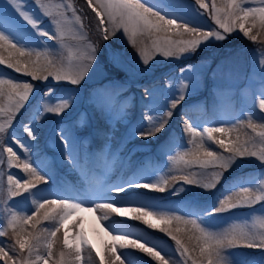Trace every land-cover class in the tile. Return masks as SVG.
Returning <instances> with one entry per match:
<instances>
[{"label":"rangeland","instance_id":"1","mask_svg":"<svg viewBox=\"0 0 264 264\" xmlns=\"http://www.w3.org/2000/svg\"><path fill=\"white\" fill-rule=\"evenodd\" d=\"M43 2L50 6L48 10L53 12V15L57 12L56 5L61 3L66 5L71 2L75 15L80 17V23L75 22L71 9L65 10L64 15L68 22L62 26L64 32L62 40H50L45 37L39 41V44L44 46L37 47L38 42L33 38L32 44L36 51L47 53L46 56H41V62L51 60L65 71L79 67L86 72V75L80 84L72 85L67 81L58 82L51 77L47 80H32L29 75L16 72L6 65H0V79H12L19 83L29 82L33 85L29 100L15 113L9 131L14 128L16 134L24 139L26 134L21 131V125L27 124L35 116L41 134L37 142H32L35 147L28 155L30 159L36 160L46 168L52 177L47 185H39V192L32 190L36 192V196L23 193L9 200L8 204L15 202L18 209H26L27 214H31L35 208L33 200L36 197L56 199L68 196L75 199L96 200L105 195L115 196V192L108 193L107 189L126 180L156 182L165 178L169 179V185L164 192L131 188L127 195L121 193L118 199L124 206L129 202L134 205L144 204L148 205L150 210L155 208L183 216L185 219H195L198 223L202 222V226L207 227L209 231L217 233L229 230L232 226L245 225L254 231L264 232V224L257 222L258 218H264L262 211L264 201L251 206L241 204L224 213L213 214L212 211L215 206H219L220 200L228 196L236 202L239 198L237 193L240 191V185L251 187L253 193L261 194L256 185L259 184L260 179H264L262 176L264 162L251 156L237 157L236 162L224 171L211 164L206 167L198 164L185 166L182 162L174 165L169 159L170 155L187 152L194 147L187 143L192 136L184 132L182 128L184 121L199 125L198 131L201 133L206 127L229 128L231 131L228 136L219 132L214 133V136L224 139L226 143L239 137L241 141L247 142L245 146L251 150L259 152L260 149H264V142L258 135L264 133V110L259 107V92L264 88V65L260 63V60L264 59L260 55L261 51H264V33L258 37L257 42L244 37L238 28L232 33H224L213 19L212 0H204L209 5L208 9H201L195 4V0H148L149 4L157 5L162 13L167 12L169 18H176L180 23L187 22L189 27H199L203 31H220L226 36L222 41L213 39L211 43L206 42L207 46L202 45L195 53L165 57L152 46L154 37L150 38L147 35H138L135 46L123 33V29L117 31L115 35H110L108 40H103L98 26L99 18L88 7L86 0H43ZM215 2L217 6L223 4V0H215ZM245 6L264 5L260 4V0H247ZM27 7L33 8L34 0H29ZM38 14L43 20L42 27L50 32L55 31L50 23L52 17H45L39 12ZM29 31H32L30 26ZM109 31H111L110 25ZM255 32L256 29L253 30V34ZM184 38L190 39L191 35L185 34ZM89 45L95 48V52L91 51ZM141 49L146 50L148 65L143 64ZM86 56H93L94 59L89 62L84 59ZM166 68L172 70L171 73H165ZM181 69L185 71L182 72ZM183 85L188 87L184 88ZM50 89L53 90L54 97L69 99V109L60 115L47 113L38 116L36 115L38 109H42L46 104L59 103L58 99L49 100V96L45 95ZM130 92L132 95L127 98ZM110 94L119 95V104L114 109H106L102 112L100 110L102 98ZM181 94L185 99L176 109H171V101ZM125 98L127 100L123 101ZM7 103L6 97L0 98V104ZM197 109L198 112L192 114L193 117L188 115L192 110ZM168 110H172L173 115L170 118L164 117L169 123L157 136L142 139L131 135L141 123L147 124L145 119L147 115L161 117ZM5 119L7 117L0 116V122ZM249 122L256 125L255 131L247 126ZM176 127L179 130L178 132L175 130L176 133L169 142L162 140ZM61 130L73 141L74 155L79 160V164L75 167L61 157L62 147H67L66 142L59 140ZM6 136L7 133L0 135V147L4 145ZM181 139L182 141H179ZM196 142H200L199 137L196 138ZM203 142L211 151L219 152L224 156L230 155L215 142L208 140L206 134ZM178 144H186L187 147H176ZM16 148L18 149L19 146L16 145ZM19 151L23 153L22 149ZM3 155L5 161L0 164L2 169L0 188L5 190L6 198L7 175L11 173L17 177L27 178V176L19 168H8L6 153ZM97 156H99L98 163L95 161ZM150 156L155 160L150 161ZM95 170L99 173V177L91 181ZM215 173H221V176L216 186L211 189H205L199 183L187 184L182 180L173 182L170 179L172 176L189 175L190 179L198 182H210ZM249 181L254 183L250 185ZM177 198H184V202L181 203L183 207L194 202L203 203L211 198L214 201L206 214H194L181 206L180 208L172 206ZM4 204V198H0V212L6 213L7 208ZM89 213L93 214L96 223L102 228V238L98 241L89 234L85 226ZM99 215L101 213L83 214L81 221L83 230L95 245V250L83 249V264H100L99 258L95 255L96 250L104 253L107 258L108 245L113 243L109 232L112 234L129 232L133 238L139 237L142 242L148 241V246L155 245L156 250L161 251V254L169 260V264H192V259L181 256L175 241L159 229L148 228L140 221L120 217L115 213H108L106 221L98 222ZM2 218L6 226L7 215ZM52 224V221L41 222L35 230L30 226L27 227L28 232L37 231L41 234L42 238L38 246L40 255L46 254L45 243L49 235L43 229L51 230ZM160 226L166 225L161 222ZM176 227L187 229L191 226L173 221L172 228ZM77 230L78 228L73 229L70 235ZM7 231L8 234L0 237V240H5L2 242L6 245H12L14 244L12 230ZM63 233L62 228L53 244V259L59 258ZM177 234L184 237L185 242L188 243L191 257L200 259L196 244L189 243L185 233ZM16 247L17 252L10 251V255L19 259L18 246ZM117 253L124 254L122 258L126 257V264H159L157 260L139 249L117 247ZM228 253H231L228 260L232 264H264V248H247L243 242H240L237 246L227 249L225 254ZM36 254L33 253L32 259ZM27 255L25 251L24 256ZM0 264H4L2 259ZM48 264H53V260H49Z\"/></svg>","mask_w":264,"mask_h":264},{"label":"snow or ice","instance_id":"2","mask_svg":"<svg viewBox=\"0 0 264 264\" xmlns=\"http://www.w3.org/2000/svg\"><path fill=\"white\" fill-rule=\"evenodd\" d=\"M87 5L99 18L98 26L100 36L103 40H108L110 35H115L117 31L123 29V33L128 36L129 41L136 45V37L138 35H147L152 39V46L158 52H162L165 57H178L183 54L195 53L196 50L207 43L222 41L226 39L220 31H203L199 27H189L187 22L180 23L176 18H169L167 12H163L155 4H149L148 0H86ZM29 0H0V65H6L8 68H13L16 72H21L31 76L32 80H47L49 77L56 81H67L72 85H78L84 79L86 72L79 67L71 68L65 71L63 67H57L51 60L45 63L41 62V56H46L47 53L36 51L33 47L32 39L35 38L37 47H43L39 44L43 38L47 37L50 40H62L64 32L62 31L63 24L67 23V17L64 15L65 10L71 9L75 17V22L80 23V17L75 15V9L71 2L66 5L61 3L56 5L57 12L49 11L50 6L45 5L43 0H34V7H27ZM195 4L201 9H208L209 5L204 0H195ZM247 0H223L221 6H217L215 0H212L211 10L215 23L223 30L224 33H232L238 28L239 32L253 42H257L258 37L264 33V6L252 7L245 6ZM260 4L264 5V0H260ZM35 9V10H34ZM41 13L45 17H52L50 23L54 26L55 31L50 32L42 27L43 20L38 14ZM223 14V15H221ZM109 25L111 31H109ZM29 26L32 31H29ZM81 27L83 25L81 24ZM256 29L255 34L253 30ZM185 34L191 35L190 39H185ZM92 52L95 48L89 45ZM143 64L148 65L149 59L145 49H141ZM5 53L7 55L5 56ZM260 55L264 57V51ZM35 56V58H33ZM24 58V59H21ZM84 59H94L93 56H86ZM264 65V59L260 60ZM87 66V65H86ZM182 72L185 69H181ZM187 88L188 85H183ZM33 92V85L29 82H14L12 79H0V98L6 97L8 103L0 104V116L7 119L0 122V135L7 133L5 143L0 147V164L5 161L4 153H6V162L8 168H19L27 176V178L17 177L11 173L7 175L6 198L4 191L0 188V198H4V206L7 212H0V237L8 234V229L12 230L14 244L6 245L0 241V259L4 264H48L49 260H53V264H83L82 251L84 248L95 250V245L86 236L83 230V214L88 212L101 213L97 216L98 222L106 221L108 213L118 214L120 217H128L134 221H140L148 228L159 229L160 232L166 233L180 250L181 256H186L192 259V264H232L228 260L226 250L237 246L240 242L244 243L247 248H264V232L254 231L244 227L232 226L231 229L225 230L222 233L209 231L207 227L202 226V222L198 223L195 219H185L183 216L162 212L155 208L151 209L148 205H134L129 202L127 206L118 199L121 193L127 195L131 188L146 189L152 191L164 192L166 186L169 185V179L161 178L156 182H141L140 180H126L122 184L115 185L107 189L108 193L115 192V196L105 195L93 199H75L73 197H58L50 199L47 197H36L33 200L35 208L31 214H27L26 209H18L16 203L8 204L9 200L21 196L23 193H30L36 196L39 192V185H47L52 177L48 170L41 166L34 159H30L28 155L35 147L32 142H37L40 138L41 129L36 122L35 116L27 123L21 125V131L26 134L24 139L16 134V131H9L12 127V120L16 112L24 107L26 101L29 100ZM52 93V95H50ZM49 96V100L58 99L59 103L52 105L46 104L42 109H38L36 115L43 116L47 113L60 115L65 110L69 109V99L65 97H54L53 90L45 93ZM259 107L264 110V88L259 92ZM185 99L181 94L178 98L171 101V109H176L177 105ZM103 103L100 105V110L103 112L106 109H114L119 104V95L110 94L102 98ZM151 111V110H150ZM173 115L172 110L164 113V116L154 117L147 115L145 119L147 124L141 123L135 128L131 135L142 139H148L157 136L168 125L170 118ZM251 121V118H249ZM248 127L256 130V125L251 122ZM182 128L185 133H189L192 139L187 143L194 145L187 152H177L175 155H170L169 159L174 165L181 162L185 165L198 164L201 167L213 165L227 171L235 162L236 158H244L246 156L256 157L261 162H264V149L258 151L251 150L246 147V141H241L239 137L236 140H229L227 143L224 139L214 136V133H222L228 136L231 129L225 127H206L203 133L198 131L199 125H194L188 121H184ZM204 134L207 139L215 142L221 149L230 155L211 151L204 145ZM262 142H264V133H259ZM200 138V142H196V138ZM60 141H64L67 147H62L61 157L68 161L73 167L79 164V160L74 155V144L69 136L61 130ZM16 145L19 148H16ZM176 147L185 148L186 144H178ZM23 150V153L19 151ZM190 157V158H186ZM2 170V169H0ZM221 173L213 174L210 182H198L190 179L189 175H180L170 177L171 181L182 180L187 184L199 183L205 189H211L216 186ZM264 176V174H262ZM250 185L253 181L248 182ZM261 194L257 195L252 192L251 187L240 185V191L237 193L239 197L236 202H233L231 196L219 201V206L213 208V214L224 213L235 209L241 204L254 205L260 201H264V179H260L256 185ZM35 189L36 192H32ZM119 205V206H118ZM264 211V208H262ZM24 212V215L20 213ZM7 215L6 226L3 216ZM79 217V219H78ZM52 221V229L44 228L43 231L49 233L45 247L47 249L45 255L38 253V246L41 241V234L37 231L28 232L27 227L30 226L33 230L41 222ZM155 221V222H154ZM190 225L191 227L172 228V223ZM163 222L164 227H161ZM259 223L264 224V218H258ZM71 225V227H69ZM64 229L62 250L59 253L58 259H53V244L57 238V234ZM78 228L74 234L70 235L73 229ZM107 231V229H106ZM177 233H185L189 243H195L199 249L200 259L192 258L188 243L184 237ZM198 233V235L196 234ZM110 235L113 243L108 245L107 258L101 251L96 250L95 255L99 258L100 264H126V257L123 253H117V247L120 249L134 248L141 252L147 253L148 256L157 260L159 264H169V260L161 251L156 250V246H148V241H141V238H133L129 232ZM19 250L20 258L17 259L10 255V251L17 252ZM28 255L24 256V252ZM36 252L35 258L32 259L33 253Z\"/></svg>","mask_w":264,"mask_h":264},{"label":"trees","instance_id":"3","mask_svg":"<svg viewBox=\"0 0 264 264\" xmlns=\"http://www.w3.org/2000/svg\"><path fill=\"white\" fill-rule=\"evenodd\" d=\"M131 95H132V92H130L127 95V98L130 97ZM127 98H125V100H123V101H126ZM121 101H122V99H121ZM195 112H198V109L197 110H192L191 113H188V115L191 116V117H193L194 115H192V114H194ZM175 130L177 131L179 129L177 127L174 128L171 132H169V134L167 135V137H164L162 140L165 139L166 142H169V140L171 138H173V135L176 133ZM179 141H182V139L179 140ZM150 157H151V159H150V161H151L153 158H152V156H150ZM147 158L149 159V156H147ZM153 160H155V159H153ZM154 163H155V161H153V164ZM252 172H254V171H252ZM213 201H214V199L211 198L210 200L205 201L203 203L194 202L191 205H186V207L185 206L183 207V206H181V203L184 202V198H177L174 201V203L172 204V206L174 205V207H178V208H180V206H181L183 209L185 208V209L191 211V213H194V214H206L208 211H210V206H211V204H213ZM0 241H5V240H0Z\"/></svg>","mask_w":264,"mask_h":264},{"label":"bare ground","instance_id":"4","mask_svg":"<svg viewBox=\"0 0 264 264\" xmlns=\"http://www.w3.org/2000/svg\"><path fill=\"white\" fill-rule=\"evenodd\" d=\"M95 161L97 163L99 162V156H97V160ZM98 177H99V173L95 170L92 173L91 181L97 180ZM88 216H89V219L87 220L86 225H85L86 229L89 232V234L98 241L102 238V228L99 226L98 223H96L95 219L93 218L92 213H89Z\"/></svg>","mask_w":264,"mask_h":264}]
</instances>
